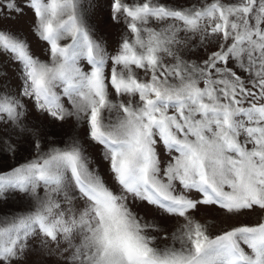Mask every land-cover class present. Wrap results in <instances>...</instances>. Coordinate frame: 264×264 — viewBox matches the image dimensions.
<instances>
[{
  "label": "snow or ice",
  "instance_id": "obj_1",
  "mask_svg": "<svg viewBox=\"0 0 264 264\" xmlns=\"http://www.w3.org/2000/svg\"><path fill=\"white\" fill-rule=\"evenodd\" d=\"M0 264H264V0H0Z\"/></svg>",
  "mask_w": 264,
  "mask_h": 264
},
{
  "label": "rangeland",
  "instance_id": "obj_2",
  "mask_svg": "<svg viewBox=\"0 0 264 264\" xmlns=\"http://www.w3.org/2000/svg\"><path fill=\"white\" fill-rule=\"evenodd\" d=\"M102 3H107V0H102ZM28 17H24L23 19L19 21L12 22L10 24H6L7 27L12 28L13 30H23L25 33L28 32ZM91 23L95 25L97 32L99 35H101L109 44L110 48L115 46V43L117 39L119 38V28L118 26H115L112 21L108 18L107 10L104 8H98L95 13L91 17ZM30 39L33 40V50L38 52L39 49L37 48L35 44V38L30 37ZM11 74V73H10ZM45 124H47V121H44ZM65 128H51V133L56 138H59L64 135V132L66 131ZM9 206H12L11 201ZM213 209L211 208H202L199 213H196V218L201 220V222H204L205 220H213L214 226L210 228V231L215 233L219 230L221 227V218L220 217H214L212 215ZM254 219V218H253ZM235 221H231L230 223H234ZM244 222H253V220H246Z\"/></svg>",
  "mask_w": 264,
  "mask_h": 264
}]
</instances>
